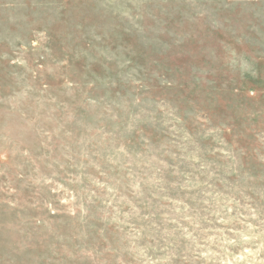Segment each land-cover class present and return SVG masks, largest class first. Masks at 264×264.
I'll list each match as a JSON object with an SVG mask.
<instances>
[{"label": "rangeland", "instance_id": "374dc122", "mask_svg": "<svg viewBox=\"0 0 264 264\" xmlns=\"http://www.w3.org/2000/svg\"><path fill=\"white\" fill-rule=\"evenodd\" d=\"M0 264H264V0H0Z\"/></svg>", "mask_w": 264, "mask_h": 264}]
</instances>
